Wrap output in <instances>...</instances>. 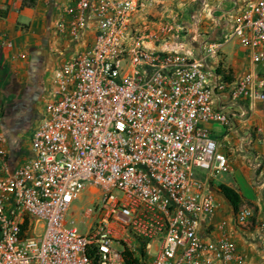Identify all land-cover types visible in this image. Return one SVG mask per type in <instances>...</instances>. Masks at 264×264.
<instances>
[{
  "label": "built area",
  "instance_id": "2783aa9c",
  "mask_svg": "<svg viewBox=\"0 0 264 264\" xmlns=\"http://www.w3.org/2000/svg\"><path fill=\"white\" fill-rule=\"evenodd\" d=\"M233 4L222 17L210 9L208 32L196 15L149 22L154 0L65 7L60 29L80 40L92 25L94 37L57 68L29 156L13 169L0 125V264L243 262L228 235L200 232L217 208L209 181L231 168L206 124L230 123L224 100L264 102V0ZM234 40L255 65L238 77L221 61ZM252 166L264 174V149ZM86 190L99 197L82 234L66 215ZM253 215L245 206L236 219Z\"/></svg>",
  "mask_w": 264,
  "mask_h": 264
},
{
  "label": "crops",
  "instance_id": "0c3cea01",
  "mask_svg": "<svg viewBox=\"0 0 264 264\" xmlns=\"http://www.w3.org/2000/svg\"><path fill=\"white\" fill-rule=\"evenodd\" d=\"M244 2L238 0L239 4ZM72 3L73 0H0V99L3 89L10 94L24 87L39 89L45 72L55 80L57 68L89 46L95 33L92 25L80 40L60 29V22L71 18L65 7ZM233 5V0H154L149 12L155 17H174L170 13L175 10L176 15H183L182 24L190 23L191 15H196L201 31L208 32L213 28L210 9L222 17V10ZM221 61L234 77L255 69L250 52L242 45L224 46ZM224 101L230 123L209 122L208 128L218 140V150L229 157L231 168L209 181L217 208L201 222L200 232L213 239L228 235L244 256L238 264H264V174L252 166L253 154L264 149V102ZM0 125L8 137L5 147L13 169L29 156V144L25 145L21 136L10 133L1 122ZM220 184L240 194V208H253L254 215L248 222L237 221V213L218 191Z\"/></svg>",
  "mask_w": 264,
  "mask_h": 264
},
{
  "label": "rangeland",
  "instance_id": "374dc122",
  "mask_svg": "<svg viewBox=\"0 0 264 264\" xmlns=\"http://www.w3.org/2000/svg\"><path fill=\"white\" fill-rule=\"evenodd\" d=\"M172 7L174 8L175 6ZM176 12L177 11L174 10L170 13L175 15L174 17H155L149 13L147 15V20L149 22H159L167 18L172 20L175 18L176 23L182 24L184 17L181 14L176 15ZM225 47L239 48L241 45L234 40L227 43ZM54 81L51 73L45 72L42 76L40 87L37 90L30 87H24L22 90H13V93L11 94L4 89L2 91L0 99V122L10 133L21 136L24 139L25 145L29 144L32 133L29 122L31 123L35 118L40 117L41 110L44 109L47 100L51 99L55 91ZM206 126L208 127L209 123H207ZM204 172L205 171L203 170L199 171V173ZM98 197V193H92L89 190H86L80 198L74 200L67 211L66 218L70 222L73 221V224L71 225L78 227L82 234L88 232L91 222V220L87 221L84 219L83 212L87 208H94L95 202H98ZM43 231L44 223L41 221L37 225V234L41 235ZM153 253H155V250H153Z\"/></svg>",
  "mask_w": 264,
  "mask_h": 264
},
{
  "label": "trees",
  "instance_id": "16d2710c",
  "mask_svg": "<svg viewBox=\"0 0 264 264\" xmlns=\"http://www.w3.org/2000/svg\"><path fill=\"white\" fill-rule=\"evenodd\" d=\"M218 191L226 197V199L230 202L233 211L237 213L243 204L242 197L240 194L232 187L226 184H220L218 186Z\"/></svg>",
  "mask_w": 264,
  "mask_h": 264
},
{
  "label": "flooded vegetation",
  "instance_id": "af4514ba",
  "mask_svg": "<svg viewBox=\"0 0 264 264\" xmlns=\"http://www.w3.org/2000/svg\"><path fill=\"white\" fill-rule=\"evenodd\" d=\"M31 124H32V122H31V123L29 122V125H30V126H31Z\"/></svg>",
  "mask_w": 264,
  "mask_h": 264
}]
</instances>
